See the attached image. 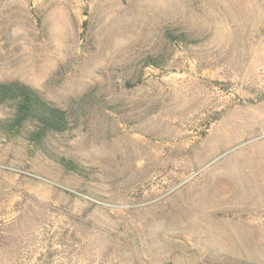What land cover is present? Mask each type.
Masks as SVG:
<instances>
[{
  "label": "rangeland",
  "instance_id": "rangeland-1",
  "mask_svg": "<svg viewBox=\"0 0 264 264\" xmlns=\"http://www.w3.org/2000/svg\"><path fill=\"white\" fill-rule=\"evenodd\" d=\"M9 80L86 174L0 132V264H264V0H0Z\"/></svg>",
  "mask_w": 264,
  "mask_h": 264
},
{
  "label": "trees",
  "instance_id": "trees-1",
  "mask_svg": "<svg viewBox=\"0 0 264 264\" xmlns=\"http://www.w3.org/2000/svg\"><path fill=\"white\" fill-rule=\"evenodd\" d=\"M169 39H183L184 34L167 32ZM148 56L146 65H156ZM0 107L6 114L0 117V132L17 137L57 163L65 172L83 176L85 168L72 158L56 154L50 142L74 129L71 114L44 99L38 91L17 80L0 81Z\"/></svg>",
  "mask_w": 264,
  "mask_h": 264
}]
</instances>
